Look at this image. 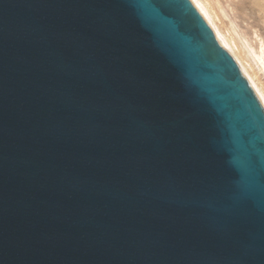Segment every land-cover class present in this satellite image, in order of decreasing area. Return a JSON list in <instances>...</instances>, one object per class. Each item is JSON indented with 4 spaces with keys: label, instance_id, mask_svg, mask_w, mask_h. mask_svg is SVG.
I'll list each match as a JSON object with an SVG mask.
<instances>
[{
    "label": "water",
    "instance_id": "water-1",
    "mask_svg": "<svg viewBox=\"0 0 264 264\" xmlns=\"http://www.w3.org/2000/svg\"><path fill=\"white\" fill-rule=\"evenodd\" d=\"M0 264H264V107L193 0H0Z\"/></svg>",
    "mask_w": 264,
    "mask_h": 264
},
{
    "label": "rangeland",
    "instance_id": "rangeland-1",
    "mask_svg": "<svg viewBox=\"0 0 264 264\" xmlns=\"http://www.w3.org/2000/svg\"><path fill=\"white\" fill-rule=\"evenodd\" d=\"M203 1L211 6L221 30L228 38H233L231 43L235 52L264 91V68L248 53L249 44L256 50L264 44V0Z\"/></svg>",
    "mask_w": 264,
    "mask_h": 264
},
{
    "label": "bare ground",
    "instance_id": "bare-ground-1",
    "mask_svg": "<svg viewBox=\"0 0 264 264\" xmlns=\"http://www.w3.org/2000/svg\"><path fill=\"white\" fill-rule=\"evenodd\" d=\"M194 4H196L197 8L199 11L202 13L204 16L205 20L208 22V24L211 26L213 29L214 33L216 34L218 40L222 43V45L230 52V54L237 59L236 61L239 62V66L246 76V78L249 80L250 84L256 91L263 107H264V91L260 88V86L257 84L255 81L254 77L249 73L247 67L244 65L242 62L241 58L239 55L234 50V47L231 43L233 40L228 38L227 35L221 30V28L217 25L216 20H215V15L213 14V10L210 9L208 4L204 2L203 0H193ZM213 9V8H212ZM249 55L256 61L257 63H260L263 68H264V44L260 46V50H256L251 44H249V50H248Z\"/></svg>",
    "mask_w": 264,
    "mask_h": 264
}]
</instances>
